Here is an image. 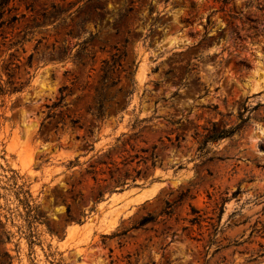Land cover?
<instances>
[{"label":"rangeland","instance_id":"rangeland-1","mask_svg":"<svg viewBox=\"0 0 264 264\" xmlns=\"http://www.w3.org/2000/svg\"><path fill=\"white\" fill-rule=\"evenodd\" d=\"M0 264H264V0H15Z\"/></svg>","mask_w":264,"mask_h":264},{"label":"trees","instance_id":"trees-1","mask_svg":"<svg viewBox=\"0 0 264 264\" xmlns=\"http://www.w3.org/2000/svg\"><path fill=\"white\" fill-rule=\"evenodd\" d=\"M14 1L15 0H0V20H3L4 15L6 13L11 12V10L13 9V2ZM10 18L13 20V19H16L18 17H17V15H12V16H10ZM1 22H3V21H1ZM243 122H244V119H242L241 122L238 125H236L235 127L230 128V129H223L221 131H216V133H214V134L206 133L204 138H203L202 143H205L208 141L218 140L220 138L232 135L235 132V130L242 125ZM212 127H216V123L213 122Z\"/></svg>","mask_w":264,"mask_h":264}]
</instances>
